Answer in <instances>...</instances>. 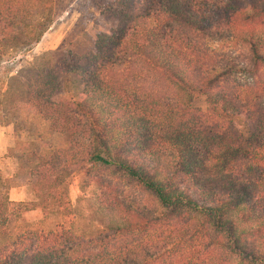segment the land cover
Returning a JSON list of instances; mask_svg holds the SVG:
<instances>
[{
    "label": "trees",
    "instance_id": "1",
    "mask_svg": "<svg viewBox=\"0 0 264 264\" xmlns=\"http://www.w3.org/2000/svg\"><path fill=\"white\" fill-rule=\"evenodd\" d=\"M54 1L37 0L44 13L27 34L32 41L58 14ZM90 1L115 25L97 36L93 50L70 52L45 69L27 87L25 106L71 140L85 125L91 141L87 160L116 169L160 209L120 202L110 184L98 180L95 198L109 213L103 232L86 238L60 226L27 224L12 234V201L0 191V264H264V49L260 36L241 25L264 1H250L252 13L238 3L226 11L223 20L247 46L238 61L219 59L192 41L221 37L199 14L205 0ZM35 2L0 0L1 40L15 36L29 15L25 7ZM62 72L75 74L82 85L69 100L54 101L55 77ZM164 91L172 100L164 111L158 100L152 111L139 97ZM196 94L220 113L244 115L250 132L210 127L192 107ZM32 172L37 202H17L16 216L35 204L44 216L69 213L63 177ZM4 181L0 175V186ZM179 217L182 225L173 238L141 237L163 219Z\"/></svg>",
    "mask_w": 264,
    "mask_h": 264
},
{
    "label": "rangeland",
    "instance_id": "2",
    "mask_svg": "<svg viewBox=\"0 0 264 264\" xmlns=\"http://www.w3.org/2000/svg\"><path fill=\"white\" fill-rule=\"evenodd\" d=\"M32 1L36 2L25 7L24 13L29 15L16 26L15 36L11 40L0 39V175L5 179V185L0 186V191L5 192L7 199L12 201L11 221L7 230L12 234L17 233L28 224V227L45 230L60 226L86 238L103 232L109 213L102 210L96 201L98 180L106 186L109 183L113 195L120 202L158 211L160 208L152 197L116 169L87 160L91 141L85 125L71 140L67 134L52 131L46 119L25 106L27 87L35 83L45 69L53 67L62 58H67L70 52L93 50L97 36L114 26L115 19L101 8L93 6L90 0H55L52 7L55 12H59L54 14L53 21L40 39L34 42L27 34L32 30L31 26L42 17L44 10L37 0H30ZM238 1L205 0L198 6L199 10L195 8L206 23L217 26L221 37H194L192 41H198L200 47L217 55L219 59L238 61L245 57L247 49L244 42L235 38L236 28L233 29L232 25L223 20L228 15L226 11L231 13V8L238 3L239 7L252 13L250 1H258L261 6L264 0ZM253 14V19L241 23L242 29L255 31L260 36V45L264 49V8L257 9V12L254 10ZM260 73L264 77V65L261 66ZM236 76L244 79L245 75ZM81 85L75 74L62 72L55 77L51 98L54 101H67L80 90ZM139 97L143 105L152 111L157 108L155 101L158 100L156 103L160 111H164L172 101L170 94L165 91L157 95L154 92L148 96L140 94ZM191 104L212 128L233 126L244 136L250 132L248 119L244 115L220 113L206 103L203 95L196 94ZM164 116V124L169 127V114ZM6 119V123L1 122ZM34 168L46 171L51 178L63 177L69 213L57 211L44 216L35 204L33 209L16 216L17 209L20 208L17 202H37L34 194L37 175L31 173ZM182 221L181 217L163 219L150 228L147 235L143 234L141 237L156 238L161 234L171 238L178 232ZM2 241L1 236L0 244ZM217 251L224 250L219 248Z\"/></svg>",
    "mask_w": 264,
    "mask_h": 264
}]
</instances>
